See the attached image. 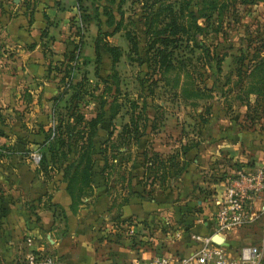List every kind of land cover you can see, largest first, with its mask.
<instances>
[{
	"label": "crops",
	"instance_id": "1",
	"mask_svg": "<svg viewBox=\"0 0 264 264\" xmlns=\"http://www.w3.org/2000/svg\"><path fill=\"white\" fill-rule=\"evenodd\" d=\"M17 1L10 16L0 14V145L8 147V151H0V264H27L30 254L51 256L64 264H122L197 250L201 242L192 236L210 238L214 232L212 195L225 180L213 181L211 176L228 170L229 162L235 160L254 159L264 166V154L246 156V130L231 135L220 129L201 138L203 146L189 148L182 174L168 188L153 185L152 197L127 196L131 185L136 189L137 184L128 182L126 173L119 179L110 172L105 188L96 167L88 194L70 210L61 167L42 170L30 162L28 154L38 150L37 143L50 121L60 78L51 67L64 61L72 47L75 8L72 0ZM95 32V24L89 21L80 46L87 70L92 66ZM115 33L106 40L113 43L109 37ZM104 54L101 61L109 60ZM80 111L85 118L92 116L93 103L81 106ZM141 171L139 164L133 173L140 176ZM191 177L197 185L211 189L209 198L200 199L191 188ZM124 196L126 200L120 202ZM193 199L200 210L181 212L180 202L184 206ZM49 203L57 205L64 217L57 216ZM259 203L264 205V195L256 198L254 211ZM182 219L190 222L184 232V227L177 226ZM227 234L222 235L221 243L229 239ZM225 244L221 245L225 248Z\"/></svg>",
	"mask_w": 264,
	"mask_h": 264
},
{
	"label": "trees",
	"instance_id": "2",
	"mask_svg": "<svg viewBox=\"0 0 264 264\" xmlns=\"http://www.w3.org/2000/svg\"><path fill=\"white\" fill-rule=\"evenodd\" d=\"M73 1L79 22L77 20L72 21L74 42L64 61L51 67L52 70L60 73L59 89L51 102L50 118L53 120V124L47 125L43 131V138L37 143L40 153L37 167L42 170H45L46 166L50 168L61 167L62 176L66 181L65 189L70 196V210L75 209L82 195L88 194L91 189V177L96 167L105 188H107L106 181L110 172L118 175L119 179H123L126 173L127 181H133L137 184L136 189H131L135 186L131 185L127 196L131 194L139 197H152L153 185L168 188L171 180L172 182L175 181L176 177L182 174L188 163L184 154L189 148L196 146L197 141L182 144L177 151L170 154H163L153 149L147 151V149L141 148L138 153L142 167L141 175L131 172L129 164L131 146L138 141V137L144 133L146 128L147 117L142 114L145 104L142 102L138 106L135 98H127L126 101L129 102L130 110L120 112L123 102L118 100L120 90L114 63L122 51L118 45L108 42L106 36L121 30V35L127 43L129 56L130 53L137 51L138 39L134 32L135 29L125 25L122 13L119 14L118 19H114L107 7L104 5L98 7L99 0H90L93 5L91 11L90 7L79 6L82 1ZM103 1L105 4L114 2V0ZM118 1L120 3L124 0ZM136 1L141 11L138 18L141 20L142 34L145 38V58L148 64H151L149 66L151 70L157 73V77L152 83H156L158 79L162 80L164 84L168 83L165 74L174 71L175 78L171 79L172 85L174 88L179 87L178 93L182 99L207 96L212 85L187 87L194 83L188 65H194L191 63L193 59L198 64L202 63V66H211L210 62L213 61L215 71H220L219 62L222 58L209 53L208 45L199 38L203 34L201 31L205 29L212 10L218 11V1L201 0V6H199L198 1L192 0ZM130 2L133 3L134 0H130ZM85 4L88 5L87 0ZM99 10L100 12H98ZM100 15L105 16L104 21L101 20ZM199 17L203 19L201 25L197 23ZM127 18L130 23L133 22L129 19L130 17ZM89 21L96 26L92 45L94 56L91 61V74L95 76L97 82L92 81V83L87 76L88 70L84 67L87 60L82 57L80 51L82 34ZM102 24L106 29L101 28ZM102 53L108 54L112 71L111 74L103 78L99 74ZM192 56L193 58H191ZM237 61L241 66L242 58L238 57ZM236 75L237 79L233 84H241L245 77L251 78L243 92L245 99L240 94H237L236 97L240 101L239 103L245 107L243 112L245 121L249 120L252 123L255 120L252 119L251 121L249 118L251 102L246 97L247 94L254 93V101H256L254 104L257 105L260 97L257 98V95L264 93V57H260L258 54L252 56L246 65V69H238ZM99 81L102 86L99 85ZM112 86L113 90L110 92ZM90 102L95 106L94 113L85 118L80 107L88 105ZM255 105L253 110L255 111L254 114H257L258 108ZM136 108L138 110L135 112ZM122 114L126 115V119L119 121V128L113 133L114 125L111 123L116 116ZM140 116L145 121L140 119ZM103 122L111 125V129L107 132L103 128ZM0 151H8V147L0 145ZM117 156L119 160L115 162ZM126 163L128 166L124 165ZM244 166H252V159L245 162L238 160L229 162L228 170L222 169L215 172L211 178L216 181L233 177L235 172L242 170ZM230 169L232 170L230 171ZM191 188L197 190L201 196L200 199L209 198L212 193L211 189L197 185L193 179ZM127 196L122 197L120 202L126 200ZM194 202L196 204L195 211L191 210L197 212L200 210V204H197L196 200ZM48 206L57 216L64 217L57 205L49 203ZM186 209L189 211V206ZM183 211L182 209L181 212Z\"/></svg>",
	"mask_w": 264,
	"mask_h": 264
},
{
	"label": "rangeland",
	"instance_id": "3",
	"mask_svg": "<svg viewBox=\"0 0 264 264\" xmlns=\"http://www.w3.org/2000/svg\"><path fill=\"white\" fill-rule=\"evenodd\" d=\"M87 1L88 5L85 4L86 0H80L81 4L79 6L85 8L90 7L91 11L93 7L92 2L90 0ZM192 1H198L199 6L202 4L201 0ZM217 1L218 11L212 10L208 23L205 25V29L203 28L204 30L201 31L203 34H200L201 36L199 38L208 45L209 53L222 58L219 62L220 71H215L213 61L210 62L211 66H202V63L198 64L194 59L191 60V63L194 65H188V69L191 72V78L194 83L189 84L187 87H193L195 85H204L208 87L212 85V89L205 97H193L188 99H182L179 96L178 86L175 88L173 87L171 79L175 78L174 71L165 74L168 83L164 84L160 79L156 80V83H152L154 78L157 77V73L151 70L149 67L151 64L149 65L145 58V38L142 34L141 20L138 18L141 12L138 2L134 0V2L131 3L130 0H124L119 3L118 0H114V2L105 4L103 0L98 1V7L99 5L107 7L111 11L114 19H118L119 14L122 13L123 22H125L128 28L135 29L134 32L138 39L137 51L130 53L128 56L127 43L121 35L122 31L120 30L109 37L110 41L118 44L122 51V54L114 63V70L118 76V87L120 90L118 100L123 102V107L120 109V112H123V110H127L128 112L130 110L129 102L126 101L127 98H135L138 106L142 104V102L145 104L142 114L147 117V121L142 119L143 115L140 116V119L146 122V128L144 133L138 137V141L131 146L129 159L131 172L140 164V155L138 153L141 148L150 151L153 147H157L162 150L163 154H170L177 151L182 144L194 141H197V144H202L203 141L201 138L204 140L207 135L216 133L220 129L222 131L226 130L231 135L237 134L241 132V130H246V134L249 138L243 143L244 150L247 151L246 156L248 157L250 154L254 155L255 153L264 154V151H261L264 149V93L257 95V98L260 96L257 105L254 104L256 102L254 101L255 94H247L246 98L251 102L250 104L252 107H250L249 110V118L251 121L252 119L255 121L251 123L249 120H246V122L243 116L244 106L239 103L240 101L236 95H243L242 97L245 99L243 92L251 78L245 77L241 84H233L237 79V70H245L252 56L258 54V56L264 57V48H262L264 45V0ZM18 2L17 0H0V14L3 15L5 13V15L10 16V12H14L13 8ZM73 2L72 0V3ZM72 6H74L75 9L73 10L71 19L73 22L75 20L78 21L75 4ZM207 11L209 12V9H207ZM98 12H100V10ZM99 17L104 21L105 16L103 17L100 15ZM127 17H130L129 19L133 20V22L130 23ZM202 20L203 19L199 17L197 23L201 25ZM101 28L106 29L103 24ZM109 29L110 28H108V30ZM85 34L86 29L83 31L82 36L84 37ZM104 55L105 54L102 53V56ZM238 57L242 58L243 63L241 66L237 61ZM191 58H193V56ZM100 65L101 71H99V74L101 78L111 74L112 71L109 60L101 61ZM87 76L90 78V83H92V81L97 82L95 76L91 74L90 67ZM99 85L102 86L100 81ZM112 90L113 86L109 91L112 92ZM206 92L208 91L206 90ZM254 105L258 108L257 114H254ZM137 110L138 108L135 109V112ZM125 119L126 115L123 114L114 118L111 123L114 125L113 133L118 130L119 121ZM103 128L107 132L111 129V125H108L107 122H103ZM200 140L201 142H199ZM201 146H203V144ZM118 160L117 156L115 162H118ZM252 162V166H244L242 170L253 169L258 166L264 169V166L258 163L256 164L254 159H252ZM124 165L128 166L127 163ZM181 182L180 180L179 184H181ZM187 188L189 187L187 186ZM263 195L264 194L261 193L258 196L259 200L262 199ZM180 206L184 210L183 212L188 213L192 212L191 209L195 211L194 208L196 204L194 200H190L188 205L190 208L189 211L186 209L188 206H183L181 202ZM255 210L257 211H254L255 217L253 219L241 222L221 233V235L229 234V232L231 234L230 236L228 234L226 235L229 238L226 240V244L221 242L217 243L212 240L211 244L216 247L219 245L229 257H233L236 254L240 245H256L261 254L252 264H264V233L262 232V230H264V205L260 206L259 203ZM188 225H190V222L186 219H182L177 226H180V228L184 227V230H181V232H184L187 231L185 226ZM220 243L225 244V248ZM162 255H164V253ZM174 256L180 255H171L170 257Z\"/></svg>",
	"mask_w": 264,
	"mask_h": 264
},
{
	"label": "built area",
	"instance_id": "4",
	"mask_svg": "<svg viewBox=\"0 0 264 264\" xmlns=\"http://www.w3.org/2000/svg\"><path fill=\"white\" fill-rule=\"evenodd\" d=\"M53 124L50 118L49 125ZM40 153L37 149L28 154L30 162L37 164ZM264 191V169L261 166L248 170H238L235 175L224 180L222 188L214 192L215 209L213 211L214 232L218 234L255 217L253 204ZM201 242V246L185 256L152 255L134 262L122 264H243L253 263L260 257V250L256 245L240 246L233 257L211 244L208 236L193 235ZM27 264H64L55 261L51 256H37L30 254L26 258Z\"/></svg>",
	"mask_w": 264,
	"mask_h": 264
},
{
	"label": "water",
	"instance_id": "5",
	"mask_svg": "<svg viewBox=\"0 0 264 264\" xmlns=\"http://www.w3.org/2000/svg\"><path fill=\"white\" fill-rule=\"evenodd\" d=\"M210 240L219 243L222 240V235L221 234H218L217 232H213L210 235Z\"/></svg>",
	"mask_w": 264,
	"mask_h": 264
}]
</instances>
